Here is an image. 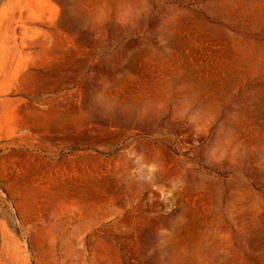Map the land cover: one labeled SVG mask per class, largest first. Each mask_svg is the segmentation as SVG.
<instances>
[{"label": "rangeland", "instance_id": "374dc122", "mask_svg": "<svg viewBox=\"0 0 264 264\" xmlns=\"http://www.w3.org/2000/svg\"><path fill=\"white\" fill-rule=\"evenodd\" d=\"M0 264H264V0H0Z\"/></svg>", "mask_w": 264, "mask_h": 264}]
</instances>
